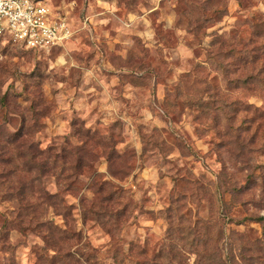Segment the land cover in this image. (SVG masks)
<instances>
[{
  "label": "rangeland",
  "instance_id": "obj_1",
  "mask_svg": "<svg viewBox=\"0 0 264 264\" xmlns=\"http://www.w3.org/2000/svg\"><path fill=\"white\" fill-rule=\"evenodd\" d=\"M40 1L71 34L0 38V264H264V0Z\"/></svg>",
  "mask_w": 264,
  "mask_h": 264
},
{
  "label": "built area",
  "instance_id": "obj_2",
  "mask_svg": "<svg viewBox=\"0 0 264 264\" xmlns=\"http://www.w3.org/2000/svg\"><path fill=\"white\" fill-rule=\"evenodd\" d=\"M67 22L40 0H0V36L25 48L48 51L70 37Z\"/></svg>",
  "mask_w": 264,
  "mask_h": 264
},
{
  "label": "trees",
  "instance_id": "obj_3",
  "mask_svg": "<svg viewBox=\"0 0 264 264\" xmlns=\"http://www.w3.org/2000/svg\"><path fill=\"white\" fill-rule=\"evenodd\" d=\"M250 37H252V36H250ZM0 38H6L8 41L12 42L7 37L0 36ZM251 39L253 41V40H255V37H252ZM12 43L24 47L20 43H15V42H12ZM56 47L57 46H54V47L50 48L49 50H51L53 48H56ZM26 49H29V50H32V51H37V52H44L45 51V50H37V49H32V48H26ZM241 49L242 50H241L239 61L242 63V67L245 68V70L246 69L255 70V72L250 73V74L259 75L261 73L262 75L260 74L261 75L260 78H262V80H263V77H264V57L261 58V55H259V52H258L259 46H254V45L251 44V42H248L246 40L245 44L241 47ZM245 80H246V78L243 79V81H245ZM36 154H32V157L31 156L30 157L31 158H35L37 156ZM38 154L40 155L41 152H39ZM46 157H47V159H46L47 162L45 160H43V159H42L40 164L36 162V166L35 167L38 170L46 169L48 171H54L52 169L58 168L56 162L64 161L63 160V155L60 154V152L52 153L48 149H47ZM82 160H83L82 157L81 158L77 157L76 162H75L74 167H73L75 171H79L80 167H82V165H83V161ZM70 185L71 184H69V186ZM117 188H115L112 193L110 192L107 195H102L101 202H104V203L105 202L106 203L109 202ZM99 192H102L101 191V187H100V191ZM36 199H37V204H45V203H47L49 201L48 205H50L51 207L53 205H57L58 203L63 202V198L59 197V190H56L55 192H52V193H46V192H44L42 190H39V193L37 194ZM107 204L105 205V207H107ZM101 206H103V204H101ZM105 212H106V208L104 210V213H102V216L105 217V219H109V217L112 216V215H109L106 218L107 214H105ZM124 212H125V208L121 207V208H119L118 210L115 211V216L119 217V216L123 215ZM43 215H44L43 211H38L37 215H36L35 211L33 212V217H35V218H40ZM249 218L254 220V221H259L260 219H264V216H258L257 218H254V217H249Z\"/></svg>",
  "mask_w": 264,
  "mask_h": 264
}]
</instances>
